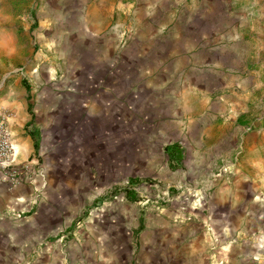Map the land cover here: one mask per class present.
Masks as SVG:
<instances>
[{"label": "rangeland", "instance_id": "obj_1", "mask_svg": "<svg viewBox=\"0 0 264 264\" xmlns=\"http://www.w3.org/2000/svg\"><path fill=\"white\" fill-rule=\"evenodd\" d=\"M99 1L0 0V81L21 76L27 89L37 81L62 98L82 91L87 113L99 117H88L82 127H93L97 136L107 130L102 148L108 152L118 135V157L140 163L136 175L143 184L170 179L159 148L184 145L181 189L172 185L164 199L192 191L212 174L232 175L241 162L254 177L249 165L258 161L262 180L264 0H148L155 4L144 27L137 15L147 0H106L101 7ZM98 13L95 28L91 19ZM83 37L87 60H97L86 74L69 54ZM52 42L59 44L55 52ZM148 147L150 172L142 154ZM214 147L217 159L197 169L196 154ZM132 148L140 153L130 154Z\"/></svg>", "mask_w": 264, "mask_h": 264}, {"label": "crops", "instance_id": "obj_2", "mask_svg": "<svg viewBox=\"0 0 264 264\" xmlns=\"http://www.w3.org/2000/svg\"><path fill=\"white\" fill-rule=\"evenodd\" d=\"M147 4L137 15L142 27L152 21L148 9L155 2ZM100 17L93 15V27H100ZM86 38L69 50L83 74L97 66V60H87ZM50 46L55 52L59 44ZM82 81L73 83L85 86ZM40 86L36 81L27 89L21 76L0 81V112L7 114L16 153L10 169L17 181L12 186L9 173L0 171V264H264V178L258 180V161L249 165L254 177L245 175L248 163L241 162L232 175L212 174L192 191L164 199L172 185L181 189L184 145L159 148L170 179L143 184L136 175L140 163L118 157V135L110 138L108 152L102 148L107 130L99 129L97 136L93 127H82L88 117L99 118L87 113L82 91L62 98ZM170 146L179 161L168 156ZM146 150L150 172L153 155ZM215 151L197 153L196 168L217 159ZM139 153L132 148L130 154Z\"/></svg>", "mask_w": 264, "mask_h": 264}, {"label": "built area", "instance_id": "obj_3", "mask_svg": "<svg viewBox=\"0 0 264 264\" xmlns=\"http://www.w3.org/2000/svg\"><path fill=\"white\" fill-rule=\"evenodd\" d=\"M15 154L12 136L7 127V114L0 112V171L9 173L10 176L7 177L12 182V186L17 183L15 181L16 172L11 170Z\"/></svg>", "mask_w": 264, "mask_h": 264}, {"label": "trees", "instance_id": "obj_4", "mask_svg": "<svg viewBox=\"0 0 264 264\" xmlns=\"http://www.w3.org/2000/svg\"><path fill=\"white\" fill-rule=\"evenodd\" d=\"M168 151V156H169V154L171 155H173L174 156V160H176V161H179L180 159H178V157H176L175 158V155H177V154H179V152L177 151V149H176V147H174V146H170V147H168V149L166 148V152Z\"/></svg>", "mask_w": 264, "mask_h": 264}]
</instances>
